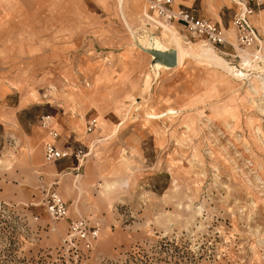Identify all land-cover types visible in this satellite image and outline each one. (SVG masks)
Masks as SVG:
<instances>
[{
	"label": "rangeland",
	"instance_id": "rangeland-1",
	"mask_svg": "<svg viewBox=\"0 0 264 264\" xmlns=\"http://www.w3.org/2000/svg\"><path fill=\"white\" fill-rule=\"evenodd\" d=\"M175 2L225 27L241 8ZM198 43L148 0H0V264H264V61L213 47L232 74ZM49 141L71 156L46 163ZM78 218L95 240H66Z\"/></svg>",
	"mask_w": 264,
	"mask_h": 264
},
{
	"label": "built area",
	"instance_id": "built-area-1",
	"mask_svg": "<svg viewBox=\"0 0 264 264\" xmlns=\"http://www.w3.org/2000/svg\"><path fill=\"white\" fill-rule=\"evenodd\" d=\"M233 1L241 8L227 27L201 15L194 7L176 6L175 0H148V10L165 22L182 24L192 38L201 39L217 49H225L227 46L238 47L239 51L248 55L249 64L261 63L264 61V30L257 28L252 19L264 6V0ZM93 127L94 122H90L88 131H91ZM50 135L53 139L59 136L53 129ZM70 156L66 148L58 147L53 141L47 142L44 146L46 163H55ZM44 202L52 220L57 221L68 217V205L57 191L49 189L45 194ZM98 235V229H93L85 219L78 218L71 221L66 240L71 242L82 239L90 243Z\"/></svg>",
	"mask_w": 264,
	"mask_h": 264
},
{
	"label": "bare ground",
	"instance_id": "bare-ground-1",
	"mask_svg": "<svg viewBox=\"0 0 264 264\" xmlns=\"http://www.w3.org/2000/svg\"><path fill=\"white\" fill-rule=\"evenodd\" d=\"M146 15L149 18V20L155 21V23L162 25L164 37H165L166 41L171 43L174 46L171 50L162 51L160 53H157L158 54L157 55L158 60L160 61L161 58H164L165 60L168 61L170 66H173V67L176 66L177 63H181L184 60V57L187 54H190L191 50L193 49V48L188 47L189 42L186 43L185 40L183 39L182 35L180 34V32L178 30H176V28L172 27V25L158 21L154 17L149 16L147 13H146ZM156 47H158V46L156 45ZM195 48L197 49V53L199 55H202L206 58H209V59L213 60L215 63L222 65L228 72H230L232 74H236V75H244V72L242 70L236 69L234 66H231L228 62H226V60H224L220 56H218V54H216L213 47L211 45L207 44L206 42L203 41V43H198L197 46H195ZM169 53H174L176 55V59L175 60L169 59V57H168ZM242 57L245 59L243 61L245 64L249 62L247 54H243ZM258 78H259L260 83H261L260 87L263 88L264 87V82H263L264 78L261 76Z\"/></svg>",
	"mask_w": 264,
	"mask_h": 264
},
{
	"label": "crops",
	"instance_id": "crops-1",
	"mask_svg": "<svg viewBox=\"0 0 264 264\" xmlns=\"http://www.w3.org/2000/svg\"><path fill=\"white\" fill-rule=\"evenodd\" d=\"M176 6H184V5H179V4H176ZM186 7V6H185ZM264 7V6H263ZM262 7V8H263ZM261 8V9H262ZM261 9L259 10V11H261ZM258 11V12H259ZM217 23V22H216ZM178 25H180L186 32H187V34L190 36V34H189V32H188V30L182 25V24H180V23H177ZM217 24H219V25H221V26H223V24L222 23H217ZM229 24H230V22H229ZM228 26V25H227ZM225 27V26H224Z\"/></svg>",
	"mask_w": 264,
	"mask_h": 264
},
{
	"label": "water",
	"instance_id": "water-1",
	"mask_svg": "<svg viewBox=\"0 0 264 264\" xmlns=\"http://www.w3.org/2000/svg\"><path fill=\"white\" fill-rule=\"evenodd\" d=\"M168 57H169V59H173V60L176 59V55L174 53H169Z\"/></svg>",
	"mask_w": 264,
	"mask_h": 264
}]
</instances>
